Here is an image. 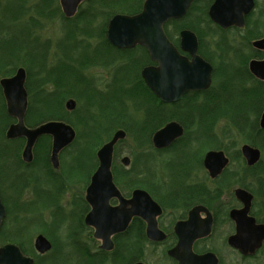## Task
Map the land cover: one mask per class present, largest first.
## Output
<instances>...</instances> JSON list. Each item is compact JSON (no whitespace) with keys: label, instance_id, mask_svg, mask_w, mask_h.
<instances>
[{"label":"trees","instance_id":"trees-1","mask_svg":"<svg viewBox=\"0 0 264 264\" xmlns=\"http://www.w3.org/2000/svg\"><path fill=\"white\" fill-rule=\"evenodd\" d=\"M54 1L40 0L32 7L35 18L29 20L32 21L34 29L29 30L28 37L40 46L47 45L34 35L36 27H41L37 18L51 21L59 17L62 21H68L62 15L59 5L54 7ZM144 1L91 0L87 8H79L77 17L82 18V26H76L67 32V36L71 35L70 38L75 39V44L81 48L72 63L80 66L91 56L90 39L97 37L105 40L104 28L100 33L99 27L94 26L98 17L109 21L115 15H136L140 13ZM212 2L213 0H196L182 19L171 20L164 25V32L175 47L179 44L180 31L193 32L198 39V55L212 66L210 87L201 93L188 94L175 104L161 103L146 89L142 81L140 83L143 86V93L138 96L132 93L134 91L131 87H128L131 79L130 76L124 77L125 68L130 69L133 65L135 69L140 70L149 64L145 51L140 48L132 51L134 53L126 52L123 58H127L128 65L120 67L123 71L115 73L114 82L121 77L126 81L129 90L125 100L132 101V107L117 98L114 86L100 97L93 93L90 82L80 86V81L74 80L73 77L80 74L68 75L67 71L62 72L58 65L48 68L45 51L42 54L35 52V56L30 57L29 54L20 52L23 47H17L13 51L0 49L2 52L0 78L14 75L18 64L25 66L27 74L25 87L28 94L25 126L31 129L53 121L63 122L77 130L76 140L66 149L71 150L69 155L72 156L73 163L65 164L66 167L62 165L61 168V173H64L65 177L52 175L54 170L49 162L50 137L43 136L38 140L33 154L35 159H39L38 162L43 164L47 185L45 184L44 188L42 179L34 177L33 198H26V193L31 189L28 184L29 177L22 170L27 167L20 161L19 156L16 157L17 152H20L17 147L21 148L24 140L5 139V131L14 120L7 115L0 93V199L6 209V218L0 228L2 245L18 241L30 227L36 226L42 229L52 245L48 253L38 255L33 248L27 251L16 244L23 254L34 260V264L146 262L147 251L150 250L149 247L154 246L145 236L136 238L126 235L115 236L113 251H102L94 246L96 241L80 237L91 234V229L83 222V215L89 211L86 202L81 197L74 196L75 205L69 211L60 203L67 187L68 176L81 175L86 177L89 183L98 165L95 151L104 139L110 140L112 133L118 130L126 133V138L131 140L137 150L133 155L131 168L126 169L117 161L118 146L124 140L118 142L114 149L111 168L113 180L125 197L130 194L133 187L145 185L149 188L151 181L147 180L144 183L143 174L147 178L163 174L168 177V183H171L173 173L182 169L189 171L196 162L200 166L205 152L223 151L229 158V165L216 180H210L211 184L220 186L210 191V200L218 199L222 192L231 191L234 187L245 189L253 195V200L260 199L258 207L256 202L252 205L251 215L264 224V217H259L258 211L264 210V130L259 127V119L264 112V82L254 79L248 71L250 60L264 58V53L252 48L253 41L264 38V7L257 8L256 20L254 12L248 16L243 29L244 34L240 42L235 43L234 40L228 41L229 30L223 31L209 20L207 12ZM191 17L194 21H190ZM221 39L226 41L224 47L220 46ZM70 71L75 69L72 68ZM48 85L51 86L50 90L47 89ZM136 92L138 93L137 90ZM68 98H74L75 102H78V106L76 105L72 111L66 109L65 102ZM82 101L84 105L79 106ZM171 121L179 123L184 128L182 138L166 150H154L151 145L152 135ZM237 141L260 151L261 158L255 166H246ZM153 155L157 156L150 158ZM143 160L146 163L142 168L154 172H142ZM160 161L166 162L164 167L167 172H158L156 162ZM245 179L253 182H246ZM45 213L48 214L47 220L44 219ZM9 221L15 224L11 228H8ZM163 256L166 257L164 253Z\"/></svg>","mask_w":264,"mask_h":264},{"label":"water","instance_id":"water-1","mask_svg":"<svg viewBox=\"0 0 264 264\" xmlns=\"http://www.w3.org/2000/svg\"><path fill=\"white\" fill-rule=\"evenodd\" d=\"M88 0H59L63 16L73 18L80 5ZM195 0H145L140 13L133 16L115 15L106 29V38L116 49L126 50L141 46L147 51L155 66L146 67L141 78L150 92L163 104H175L189 93L203 92L211 85L212 67L198 55V39L189 30L179 33V48L188 57L180 54L169 41L164 25L171 20H180ZM255 7V0H214L207 15L210 21L219 28H243L245 17ZM257 51H264V38L252 42ZM250 74L258 81L264 82V60H251L248 63ZM26 72L23 68L16 70L12 77L0 80L7 115L15 123L11 124L6 133L7 140L24 139L25 145L21 154L22 161H32V150L42 136L51 138L50 163L54 170L59 168V154L72 144L76 137L75 130L63 122H48L35 128L25 126L28 107V95L25 89ZM75 102L69 100L66 109L74 110ZM259 127L264 130V112L259 119ZM184 134L183 127L171 121L157 130L151 139L155 150L170 147ZM122 130L116 131L111 140L97 152L98 166L85 190L84 201L89 212L84 217V225L93 230V238L100 242L99 249L112 252L113 237L125 232L133 217L143 219L146 224V238L149 242L159 243L165 239L158 229L156 217L160 214L159 207L151 197L142 190L132 191L131 197H123L115 183L111 172L114 147L118 141L125 139ZM240 153L249 167L255 166L261 157L258 149L242 145ZM229 163L223 151H208L203 158V166L211 179H216ZM122 164L129 165V159L123 158ZM235 198L242 208L234 209L229 217L235 224L234 235L228 238V246L239 252L242 257H253L264 243V224H257L250 216L252 195L244 189L234 191ZM117 202L111 206V201ZM190 213L188 222L178 224L176 231L185 229L179 234L175 248L167 252V256L178 264H218L213 253L195 255L192 245L195 240L208 237L211 233V219L197 224ZM6 218V209L0 199V228ZM52 248L49 240L38 235L34 239V250L38 255H45ZM0 264H34V260L21 252L19 247L6 244L0 247ZM134 264H144L137 262Z\"/></svg>","mask_w":264,"mask_h":264},{"label":"rangeland","instance_id":"rangeland-1","mask_svg":"<svg viewBox=\"0 0 264 264\" xmlns=\"http://www.w3.org/2000/svg\"><path fill=\"white\" fill-rule=\"evenodd\" d=\"M39 1L40 0H0V49H2V50L5 49L7 51H13V50H16L17 47H23L20 49V52L24 53L26 55L29 54L30 57H32V55L35 56V52H40L42 54V52L45 51L47 54L46 63H47L48 68L49 67H55L56 65H58V67L62 70V72L67 71L66 73L68 75L73 74V76H74V75L80 74V76L77 75V77H75V76L73 77L75 81H77V82L80 81V86L86 85L88 82H90V77L91 78L93 77L95 79V80L93 79L94 81L91 80L92 83H94V86H93L94 88H92L93 93L97 96H100V97H102V94L105 93L104 89L108 88V86L106 87V85L111 83L115 88L114 93L116 94L117 98L120 101L127 102L128 100H125V96H126V93H128L127 91L129 89H127L126 81L124 79H121L122 77L119 78L117 80V82H114V81L116 80V78H115L116 71H120V70L123 71V68H120V67L127 66L129 63L127 61V58H123L124 55L129 53V51H116V52L114 51V58H113L114 62L111 64L110 67L106 68L105 66H98L95 63V58H97V55L95 56V52L98 51L101 54V56H107L108 53L105 49H109V48L107 46L103 45L102 38L90 39L89 40V52H90L91 56H89V58H87V60H84V62L82 64H80V66L78 64L76 65L75 63H72L75 60V57H77V54L81 48L78 47L77 44H75V39L70 38L71 35L67 36V32L69 29H74L76 26H78V27L82 26L83 21H82V18L80 16L77 17L78 14H76L75 17L68 19V21H66V22L62 21L59 17H55L51 21H45L44 19L37 18L38 23L41 24V27L40 28L36 27L34 35L38 36L40 38V41L42 43H44L45 45H47L46 47H44V45L40 46L38 43L34 42L31 38L28 37L29 30L34 29V25L32 24V21H31L32 19L35 18L32 7ZM90 1L91 0H88L87 2L82 4L80 8L81 9L87 8L88 7L87 4L90 3ZM256 1H257L258 6L255 8V11H254L255 17L257 15L256 14L257 8H263L264 7V0H256ZM53 4H54V7L58 6L59 0H55L53 2ZM21 7L25 8V10H23ZM29 19H31V20H29ZM190 21H194V19L192 18ZM107 22H108V20H105V18L103 19L102 17H98L95 21L94 26L99 27L98 32L101 33L103 28H104V30L106 29ZM243 34H244L243 29H241L240 31H237V30L230 31L227 34L228 41L231 42L232 40H234L235 43H238V42H240ZM206 41L208 42L209 39H206ZM110 49H111V47H110ZM23 51H25V52H23ZM103 51L105 52L104 54H103ZM21 55L23 56V54H21ZM1 60H2V52L0 50V61ZM31 60H32V58H31ZM92 62H94L93 63L94 66H97V67H95V69L93 68ZM21 67L25 69V66L18 64L15 67V71H16V69L21 68ZM72 68H74L75 71H70V69H72ZM128 69L125 68L124 77L128 78L130 76L131 81L128 84V87L132 88V91H134L132 93L136 94L135 96H138V94L143 93L142 92L143 86H141V83H140L141 80H140V77L138 75V70H136L133 65L129 70ZM32 72L33 73L35 72L34 69H32ZM69 72H73V73H69ZM1 79H4V78H0V80ZM87 80H89V81H87ZM25 86H26V83H25ZM47 89L50 90L51 86L48 85ZM0 90H1V88H0ZM136 90L138 91V93L136 92ZM0 93L2 94V90L0 91ZM2 98H3V95H2ZM69 100H73L74 102L76 101L74 98H68L67 101H69ZM67 101L65 102V105H66ZM4 104H5V102H4ZM132 104H133L132 101H129L126 103V105L130 106V107H132ZM76 105L78 106V102H75V106ZM81 105H84L83 101H82V103L79 104V106H81ZM84 108L85 107L82 108L83 113L85 112ZM5 111H6V108H5ZM7 129H8V127H7ZM7 129H6V131H7ZM6 131H5V133H6ZM75 132H76V136H77V130L76 129H75ZM112 135H113V133H112ZM4 136H5V134H4ZM109 141L110 140L107 138L104 139V142L97 148V150L95 152H97L104 144H106ZM237 144H238L237 146L239 149L240 146L242 145V143L237 141ZM35 146L36 145H34V147H33V150H32L33 152H34ZM17 148L20 150V152L19 153L17 152L16 157L19 156L20 161H21V154H22V151L24 148V144L22 145L21 148H19V147H17ZM66 149L61 151L59 154V168L57 170L52 171V175L54 177H59V176L65 177L66 175L64 173H61L62 165H65V164L70 165L73 163L72 156L69 155L71 150L69 149V150H67L68 151L67 152ZM136 152H137V150L134 147V145L132 144L131 140L129 138H125L124 142L118 146V156H117L118 163L122 165V159L128 158L130 163L132 164L133 155ZM156 156L157 155H153L150 158H154ZM171 157H173V156H171ZM165 158H167V157L165 156ZM145 159H147V158H145ZM36 160L39 161V159H36ZM148 160L150 161L149 158H148ZM168 160H170V159H168ZM63 161L65 163H63ZM166 161H167V159H166ZM145 163L146 162H144V160H143L141 163V168L144 167ZM156 163L158 166V168H157L158 172H160V173L167 172L165 167H164V164L166 162L162 163V161H160V162H156ZM66 165H65V167H66ZM123 167L126 168L125 166H123ZM129 168H131V166H129L126 169H129ZM28 171H29V173L32 174V176H34L40 180L42 179V182L44 183V188H45L47 175H46L45 171L42 169L41 163L37 164L36 167H34L33 169L28 170ZM22 172L25 174L28 173L26 169L25 170L23 169ZM245 180H246V182H251V183L253 182V181H250V179H245ZM199 181L200 182L202 181V177L199 179ZM113 182H114V180H113ZM86 183H87V178L83 177L81 175L68 176L67 187L64 189L65 191L63 193V196L61 197V202H60L61 205L67 209V211L72 210V208L75 205L74 196L75 197H81L84 200L85 190L88 186V183L87 184ZM235 188H238V187L232 188L231 191L222 192L224 195L222 198L219 196V200L225 201L228 197L232 198L233 197L232 191ZM133 189H135V187H133L131 189V191ZM32 194L33 193L29 190L26 193L25 197L32 199L33 198ZM259 201H260V199L257 198L256 201L253 200V204H255L254 202H256V206H257ZM79 210H78V212H79ZM258 211H259V217H264V210L258 209ZM86 214H84L83 217H85ZM44 219L45 220L48 219L47 213H45ZM13 225H15V224L12 223L11 221H9L8 228H11ZM38 235H44L42 229L37 228L36 226H33V227L29 228V230L24 234V236H22L21 239H19L16 242L7 243V244H13V245L19 244L23 249L28 251L32 248L34 249V239ZM80 237L83 238L84 240L85 239H88V240L92 239V240L96 241L92 237V230H91V234L89 236L85 237V236L81 235ZM95 243H96V245H94V246L99 248L100 242L96 241ZM4 245H6V244H4ZM2 246H3L2 243H0V247H2ZM149 248H150V250L147 251V253H148L147 261L144 262L145 264H170V262L166 259V257L163 256L161 248H157V247H149ZM235 258H237V256H235ZM225 259L227 262L229 261L230 264H232L234 262V259L231 255L226 254ZM237 260H240V259L237 258ZM237 262H238V264H264V250L258 255V257L256 259H248V260H244V261L240 260Z\"/></svg>","mask_w":264,"mask_h":264},{"label":"flooded vegetation","instance_id":"flooded-vegetation-1","mask_svg":"<svg viewBox=\"0 0 264 264\" xmlns=\"http://www.w3.org/2000/svg\"><path fill=\"white\" fill-rule=\"evenodd\" d=\"M214 1V0H213ZM257 1L255 0V7L256 8ZM255 10H253L254 12ZM252 12V13H253ZM251 13V14H252ZM250 14V15H251ZM249 15V16H250ZM247 17H245V24L247 21ZM255 20L257 19V16L254 18ZM108 24V22H107ZM218 27V26H217ZM244 27L242 29H244ZM107 29V25H106ZM106 29L103 37H105V40L103 39V45L107 46L109 49H105L107 51V56H101V54L97 51L95 52V56L97 55V58H95V63L98 66H105L110 67L111 64L114 62V51L115 48H113L109 42L107 41L106 38ZM221 29V28H220ZM241 30L239 28H228L223 31H234V30ZM181 32V31H180ZM179 32V33H180ZM97 38V37H96ZM111 49H110V47ZM137 48L143 49L145 51L146 57L149 59V64L141 67L140 70H138V75L143 82V85L146 87L148 91H150L147 86L145 85L144 81L141 78V72L144 68L150 67V66H155V64L150 60L149 55L145 48L141 46H135L131 49H126L125 51H135ZM178 51L180 52L181 55L188 57L187 54H184L180 51L179 44L178 47H176ZM199 48V44H198ZM105 52L103 51V54ZM134 53V52H132ZM102 60V61H101ZM94 62H92L93 64ZM93 64V68L95 69ZM137 70V69H136ZM94 78L90 77V86L91 88H94V83L92 81ZM92 80V81H91ZM108 88L104 89L105 92L111 90L112 84H107L106 87ZM144 89V88H143ZM191 94V93H189ZM188 95V94H187ZM186 96V95H185ZM184 130V128H183ZM182 138V137H181ZM40 139V138H39ZM38 139V140H39ZM152 139V137H151ZM24 140V139H23ZM37 140V142H38ZM179 140V139H178ZM177 141V140H176ZM175 141V142H176ZM25 142V140H24ZM36 142V143H37ZM174 142V143H175ZM173 143V144H174ZM172 144V145H173ZM25 145V143H24ZM36 145V144H35ZM171 145V146H172ZM170 146V147H171ZM169 148V147H168ZM166 148V149H168ZM154 149V148H153ZM163 149V150H166ZM155 150V149H154ZM156 151H161V150H156ZM22 161V158H21ZM49 162H50V155H49ZM22 163L26 165L27 167V175L29 177V187L31 189V192L33 193V188H34V176H32L31 173H29L28 170L33 169L36 167L37 164L41 163L38 162L32 151V161L29 164H25L23 161ZM195 164V165H194ZM192 164L191 168L189 171H186V169H182L176 173L172 174L171 183H168V177L166 175L160 174L161 176L157 175L155 177L147 178L143 174L142 180L145 183L147 180H150L151 183L149 184V188L145 185H143V190H146L151 197V199L158 205L160 214L156 217V222H157V227L158 229L164 234L165 239L162 242L159 243H152L154 247L161 248L162 253H164L167 257V260L170 262V264H178V262L174 259H171L167 256V252L173 248H175L178 244L179 241V234H182L185 229H179L176 231V226L181 223L188 222L190 218V213L196 212L193 215V218L197 224L204 223L207 219H211V233L208 237L197 239L194 241L192 245V252L195 255H203L206 253H213L217 259H218V264H230L228 263L225 259L226 254L231 255L234 259V262L232 264H238L237 261L243 260V259H256L258 255L264 250V243L261 247V249L253 256V257H242L238 251L232 249L231 247L228 246V238L235 233V224L234 222L230 219L229 214L232 210L234 209H239L241 208L239 202L235 201L230 197H228L225 201L214 199L213 201L210 200V191L214 190L220 186L214 185L210 183V179L206 173V171L203 168V163L201 160V164L196 162ZM42 167L43 164L41 163ZM51 165V163H50ZM52 167V166H51ZM53 169V168H52ZM54 170V169H53ZM148 172L152 170H147ZM145 168H142V172L146 173L147 172ZM154 172V171H152ZM205 172V174H203ZM197 174V175H196ZM202 177V181L200 182L199 179ZM90 180V179H89ZM153 182V184H152ZM141 188V187H140ZM139 188V189H140ZM148 188V189H146ZM150 189V190H149ZM136 190L133 189L132 191ZM132 191L130 194L124 198L129 199L131 197ZM223 193L220 194V197H223ZM111 206H116L117 202L115 200L111 201ZM253 205V201H252ZM252 209V207H251ZM250 216L251 211H250ZM253 217V216H252ZM255 218V217H253ZM256 220V218H255ZM257 224H260L256 220ZM123 236L127 237H141L145 236L146 237V224L143 221V219L139 217H133L125 232L122 234ZM147 239V238H146ZM237 256V258H235ZM244 261V260H243ZM141 262V261H135L134 263Z\"/></svg>","mask_w":264,"mask_h":264},{"label":"bare ground","instance_id":"bare-ground-1","mask_svg":"<svg viewBox=\"0 0 264 264\" xmlns=\"http://www.w3.org/2000/svg\"><path fill=\"white\" fill-rule=\"evenodd\" d=\"M253 10H255V9H253ZM252 12H253V11H252ZM252 12H251V13H252ZM251 13H250V14H251ZM250 14H249V15H250ZM249 15H248V16H249ZM240 29H242V28H240ZM225 42H226L225 40L221 39V41H220V46H221V47H224V46H225ZM209 48H210V47H209ZM252 48H253V47H252ZM253 49H254V48H253ZM254 50H255V49H254ZM256 51H257V50H256ZM260 52L264 53V51H260ZM197 53H198V52H197ZM252 60H254V59H252ZM255 60H264V58H262V59H255ZM250 61H251V60H250ZM250 61H249V62H250ZM249 62H248V63H249ZM210 65H211V64H210ZM211 67H212V66H211ZM23 69H24V68H23ZM24 70H25V69H24ZM248 71H249V70H248ZM249 73H250V72H249ZM251 76H252V75H251ZM252 77H253V76H252ZM8 78H9V77H8ZM254 79H255V78H254ZM256 80H257V79H256ZM68 111H69V110H68ZM242 145H243V144H242ZM242 145H241V146H242ZM244 145H248V144H244ZM70 146H71V144H70L68 147H70ZM241 146H240V148H241ZM249 146H250V145H249ZM68 147H67V148H68ZM251 147H252V146H251ZM240 148H239V151H240ZM65 149H66V148H65ZM211 151H214V150H211ZM207 152H208V151H207ZM205 153H206V152H205ZM224 154H225V153H224ZM240 154H241V153H240ZM204 155H205V154H204ZM204 155H203V157H202V163H203ZM225 155H226V154H225ZM226 157L228 158L227 155H226ZM241 157H242V156H241ZM113 158H114V154H113ZM260 158H261V157H260ZM228 159H229V158H228ZM242 159H243V158H242ZM113 160H114V159H113ZM243 160H244V159H243ZM245 164H246V163H245ZM228 165H229V163H228ZM228 165H227V167H228ZM246 166H247V164H246ZM227 167H226V168H227ZM247 167H249V166H247ZM203 168H204V166H203ZM226 168H225V169H226ZM204 170L206 171L205 168H204ZM223 172H224V170H223ZM223 172H222V173H223ZM206 173H207V171H206ZM222 173H221V174H222ZM203 174H205V172H203ZM221 174H220L219 176H221ZM207 175H208V177H209V174H208V173H207ZM219 176H218V177H219ZM218 177H217V178H218ZM217 178H216V179H217ZM209 179H210L211 181L216 180V179H211L210 177H209ZM89 181H90V180H89ZM88 184H89V183H88ZM139 188H140V187H136V189H138V190H142V191H144V192H146V193L148 194V192H147L146 190H143V186H142L140 189H139ZM238 188H240V187H238ZM235 189H237V188H235ZM235 189L232 191V195H233V199H235V200L237 201V199L235 198V195H234V191H235ZM240 189H242V188H240ZM244 190H245V189H244ZM247 192H248V191H247ZM250 194H251V193H250ZM148 195H149V194H148ZM251 195H252V194H251ZM252 197H253V195H252ZM237 202H238V201H237ZM239 204H240V206H241V208H242V204H241L240 202H239ZM156 205H157V204H156ZM157 206H158V205H157ZM241 208H239V209H241ZM239 209H237V210H239Z\"/></svg>","mask_w":264,"mask_h":264}]
</instances>
